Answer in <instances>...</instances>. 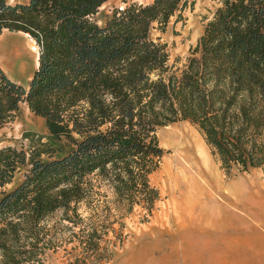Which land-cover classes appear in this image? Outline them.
I'll return each instance as SVG.
<instances>
[{"label": "trees", "instance_id": "trees-1", "mask_svg": "<svg viewBox=\"0 0 264 264\" xmlns=\"http://www.w3.org/2000/svg\"><path fill=\"white\" fill-rule=\"evenodd\" d=\"M108 1L0 0V36L22 31L39 47L27 87L0 68V127L26 103L48 128L27 133V149L0 147L1 264H43L66 241L67 264L110 259L120 218L151 214L160 197L150 175L170 123L196 125L227 174L264 168V0H220L176 70L163 34L190 1H124L100 21Z\"/></svg>", "mask_w": 264, "mask_h": 264}, {"label": "rangeland", "instance_id": "rangeland-1", "mask_svg": "<svg viewBox=\"0 0 264 264\" xmlns=\"http://www.w3.org/2000/svg\"><path fill=\"white\" fill-rule=\"evenodd\" d=\"M16 1L25 0H12ZM124 1L148 3L152 0H110L101 8L98 19L102 21L115 6H125ZM189 1L188 7L183 11L184 19L177 22L172 18L166 33L163 34V39L169 45V64L174 70L182 68L187 62L191 49L197 45L207 21L220 5V0ZM16 49L19 53L16 62L4 63L8 60L9 53ZM38 51V45L29 34L4 30L0 36V67L14 78H19V70L32 72L34 65L37 66ZM182 132L201 148L202 156H205L207 164L212 167L209 174H202V180L197 178L200 165L189 159L183 149H178L179 143L176 142L180 138L177 134ZM27 133L34 139L39 135L46 136L48 128L43 117L32 112L26 103H22L15 120L0 127V147L15 145L27 149L31 143L30 139L25 138ZM157 134L165 153L159 168L150 175V180L152 185L158 188L160 197L151 214L147 215L144 208L137 206L131 214L120 218L125 224L123 241L115 237L116 233H109L107 238L116 241V244L112 242L110 247L113 254L101 264H264L263 260L255 259L256 253L259 252L263 254L264 259V238L261 239V247L251 246L246 248L244 253H234L230 251V242H237V239L230 241V233L225 235L224 227L219 224V220L225 223L229 217V213L225 211L219 213V203L226 198L224 193H230L232 198L228 202V208L239 203H243L244 207L245 197L241 190L230 187L236 185L247 189L252 183L251 185H257L256 187L264 192V168L256 167L246 171L236 167L227 174L198 127L187 120L163 126ZM203 177L207 182L203 181ZM22 178L23 173H19L7 188L13 187ZM216 185L222 186V190H218ZM109 193L111 194L110 191ZM188 198L192 200L186 205L183 204ZM175 201L182 203L180 209L175 206ZM244 208L243 211L246 212V206ZM61 215L62 212L54 214L46 223L49 226H57ZM246 218L249 225L241 228V231L247 235L264 236L260 230L264 219L256 218L260 223L255 224ZM109 221H113L116 229L120 228L116 218ZM232 226L231 229L236 228L235 223ZM240 241L241 238L238 243ZM73 245V242L66 241L60 247L47 250L43 264H67ZM231 246L234 247L233 244Z\"/></svg>", "mask_w": 264, "mask_h": 264}, {"label": "crops", "instance_id": "crops-1", "mask_svg": "<svg viewBox=\"0 0 264 264\" xmlns=\"http://www.w3.org/2000/svg\"><path fill=\"white\" fill-rule=\"evenodd\" d=\"M12 2V0H11ZM22 32V31H20ZM27 34V33H26ZM2 35V34H1ZM38 66L34 65V69L30 71H20L21 76L19 78H14L13 76L9 75L8 73H6L11 79H13L14 81L23 84L24 86H28L30 80L32 79L35 70ZM1 68V67H0ZM23 77V78H22ZM48 135V133H47ZM252 183H250V187H248L247 189H242L240 186H236L233 185L230 188H236V189H240L243 192V197H246L250 192H253L256 196L255 200L251 203L248 204L247 202L245 203V206H247L246 208L250 209V211H243V209H245L243 207V203L242 204H234L232 205L230 208H228V210L225 211V213H229V217H228V221L223 223V220H219V224L220 227H224L223 229L225 231H223V233H227L229 232L231 236L230 237V241L233 239H237V242H230V251L234 252V253H244L245 249L251 246H259L262 244L261 239L264 238V236L262 235H258V236H253V235H247L244 234L241 231V228L243 227H248V222H247V218L250 222H253L255 224H259L260 221L257 219H264V192H262L261 189H258L256 186L257 185H251ZM262 184V183H261ZM243 199V198H242ZM250 206V207H249ZM247 210V209H246ZM221 213V212H220ZM252 216V217H251ZM250 217L252 218V220L250 219ZM257 218V219H256ZM254 220V221H253ZM233 223L236 224V228L231 229V227H233ZM223 224H225L223 226ZM264 223H261L260 225V230L261 232L264 233ZM226 235V234H225ZM241 238L240 243H238V239ZM234 245V247H232L231 245ZM242 246V247H241ZM238 247V248H237ZM263 254L261 252L256 253V260H263Z\"/></svg>", "mask_w": 264, "mask_h": 264}, {"label": "bare ground", "instance_id": "bare-ground-1", "mask_svg": "<svg viewBox=\"0 0 264 264\" xmlns=\"http://www.w3.org/2000/svg\"><path fill=\"white\" fill-rule=\"evenodd\" d=\"M16 57H19V53H18V50L16 49V50H14L13 52H10L9 53V58H8V60L7 61H4V63H9L8 61H12V62H16L15 60L17 59ZM39 65V51H38V54H37V66ZM178 135V137L180 138V140L179 141H177L176 143H179L178 145H179V147H178V149H183V151H185V155L189 158V159H191L193 162H195L196 161V164L199 166L200 165V172H199V175H198V179L199 180H202L201 178H202V174H207V172H208V174L210 173V170H211V168L212 167H210L208 164H207V160L205 159V156H202V150H201V148L196 144V143H193V141H192V139H190L189 138V136L186 134V133H184V132H182V133H178L177 134ZM203 181L204 182H207L205 179H204V177H203ZM197 182V184H199L200 182L197 180L196 181ZM204 185H207V183H204ZM216 188L218 189V190H222V186H218V185H216ZM241 193H243L242 191H241ZM223 194V193H222ZM211 195V194H210ZM224 196L226 197V198H224V200H222V201H220V203H219V213L220 212H222V211H226V210H228V202H230V199H232L231 198V195H230V193H224ZM240 196V194L238 195V197ZM256 196L257 195H255L253 192H252V194H249V195H247L246 197H245V203L247 202L248 204H251L254 200H255V198H256ZM190 200H192V199H189L188 198V200H185L184 201V203L183 204H187ZM175 206L178 208V209H180L181 207H182V203H180V202H178V201H175ZM247 207V206H246ZM250 207V206H249ZM247 209V211H249V209L248 208H246ZM206 213V212H205ZM224 217V216H223ZM211 222V221H210ZM220 222V221H219ZM213 223V222H212ZM216 223V222H215ZM206 226H208V225H206ZM214 226V225H213ZM217 226V225H216ZM215 226V227H216ZM218 229V228H217ZM219 230V229H218ZM203 231V230H202ZM209 234V233H208ZM207 234V235H208ZM242 247V246H241ZM216 250H217V248H216ZM214 258H215V256H214ZM187 260V259H186Z\"/></svg>", "mask_w": 264, "mask_h": 264}]
</instances>
